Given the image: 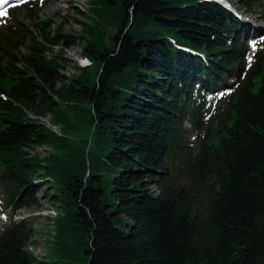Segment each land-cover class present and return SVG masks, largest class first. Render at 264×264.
Returning <instances> with one entry per match:
<instances>
[{
	"label": "trees",
	"instance_id": "16d2710c",
	"mask_svg": "<svg viewBox=\"0 0 264 264\" xmlns=\"http://www.w3.org/2000/svg\"><path fill=\"white\" fill-rule=\"evenodd\" d=\"M222 2L246 13L264 8L263 0H90L95 18L100 9L118 29L105 41L96 24L82 28L83 38L62 36L63 21L50 37L49 19L33 25L43 42L20 23L0 35L6 208L37 207L43 183L51 185L43 198L66 209L53 244L80 224L86 264H264V47L247 66V23ZM36 12L28 10L33 19ZM78 40L87 41L81 53L90 66L59 87V60L47 59V46ZM230 81L204 120L195 86L214 91ZM61 101L87 117L82 161L67 137L26 117H62ZM186 122L202 134L195 151ZM44 146L54 151L29 158L26 149ZM31 232L10 222L0 264H57L26 252Z\"/></svg>",
	"mask_w": 264,
	"mask_h": 264
},
{
	"label": "rangeland",
	"instance_id": "374dc122",
	"mask_svg": "<svg viewBox=\"0 0 264 264\" xmlns=\"http://www.w3.org/2000/svg\"><path fill=\"white\" fill-rule=\"evenodd\" d=\"M35 4L38 11L36 12L37 16L34 19L30 16L28 10L23 7L16 9L10 14L8 13L6 16H4L0 20V35H7L9 27L15 26L17 23H20L22 27L25 30L29 31L33 37H36L39 42H43V38L45 35L40 33L35 27H33V25L36 22L45 21L48 19L52 20V23H54L48 30L50 37L55 35V33L60 29L59 25L62 21L63 26L60 29V34L62 36L83 38L84 33L82 32V28H85L87 24H96V28L98 30L97 35L103 36L104 41L106 40V38H110L116 32H118V29L113 27V25L110 26L112 22H108V19L106 18V15L102 10H96V12L101 13V17L95 18V11L92 9L93 6H90V0H36ZM226 6L230 9V11H232L236 18H238L240 21H243L244 23L246 22L249 24V27L246 26L242 30L244 35L248 36L247 44L250 51L257 49L259 45L264 44L262 37L264 35V8L256 9L253 13H246L236 8L234 5L232 6L230 4H227ZM78 11H82L84 14L78 15ZM58 12H60V15L58 16L57 14V17L56 13ZM253 30L258 31V37L256 39H251ZM86 42L87 41L82 42V40H78L76 41V44L74 46H71L67 49L64 48L62 44L47 46V51L45 52L47 59L57 57L59 60L58 65L60 68L58 73L63 76L64 80L59 84V87L67 84V82L73 79V77H76L80 74L79 68H83L82 65L85 64V59L81 51ZM25 46L26 45L19 49V55L27 54ZM262 47L264 46L259 47L258 50ZM73 52H75L76 54L73 55ZM71 55H73L74 58H72ZM251 55L252 54H249L246 57L248 65L253 63ZM75 58L78 59V61H75ZM18 67L21 69L23 68L22 65H18ZM93 71L94 70L92 67L88 69L89 73H92ZM197 89L198 87L195 88V93H197ZM199 94L203 95V92H200ZM208 95L204 96V110L210 113L212 110L211 108L208 109V106L211 100L206 101V97H208ZM76 104H78V106H84L80 98L76 99ZM60 109L62 114H64L62 117H59L52 121L50 115H47L45 119L60 129L61 135L68 138L71 147L79 150V161H82L85 158V153L83 152L88 147L90 133V129L87 124V117L85 118V114L79 117L80 113L82 112L81 110L71 111L73 108H69L62 101L60 102ZM29 114H33L39 117L34 113L28 112L26 114L27 118H29ZM30 120L35 123H39L43 127L47 128L46 125H43L40 121H35L32 119ZM203 122L206 123L207 121ZM189 124H186L187 132L189 135V144L192 147L193 151H195L202 134L194 131L193 127L190 128ZM36 150L39 149H35V151ZM53 151V148L46 146L43 148V152L39 151V153H41V156H48ZM91 152L92 159L93 154H99V151H97L94 146H92ZM78 166L80 167V165ZM41 179L45 180L48 179V177L46 176L45 178ZM151 189L154 191L153 186L151 187ZM45 190H47L51 195L53 192V187L45 182L43 183V186L37 195V207L31 209H20L15 213V217L18 218L19 221L27 223V226L32 231L29 237V241L33 239L32 253L34 255L43 254L39 262H55L57 264H86L87 256L85 254V249L86 243L88 242V237L81 232L80 228H82V226L80 224L74 223V229L72 230L71 234L59 241L57 240L56 244H53L56 233L53 234L54 229L52 228V223L48 217H42L38 213L39 211L53 208L55 210H59L60 213L62 210L63 214V211L66 212V209L65 206H63L60 210L57 203H52L48 200V198H43L42 193ZM4 196V189L0 185V233L6 228V226L12 221V219H14V212L6 208ZM110 201V196H105L102 198L103 204H109ZM122 224V222H119L118 226H123ZM55 227V231H58L59 226H56L55 224ZM63 243L65 245L64 248L61 247ZM33 254L29 253V255L34 260L35 257Z\"/></svg>",
	"mask_w": 264,
	"mask_h": 264
},
{
	"label": "bare ground",
	"instance_id": "6f19581e",
	"mask_svg": "<svg viewBox=\"0 0 264 264\" xmlns=\"http://www.w3.org/2000/svg\"><path fill=\"white\" fill-rule=\"evenodd\" d=\"M17 1H15V2H17ZM61 1H67V0H61ZM72 54L75 55L76 53L73 52ZM73 55H71L72 58H74ZM74 60L75 61H78V59H76V58ZM28 117L30 119H32V120L40 121L43 125H46V127L49 128L52 132H54L56 134L59 133V129L56 126H53L45 118L37 117V116H35L33 114H29ZM43 148L44 147L30 149L28 151L29 157H34V156H39L40 158L41 157H44L45 155L41 156V153H39V151L40 152H43ZM35 149H39V150H36L35 151ZM38 214L40 216H42V217H48L50 219V221L52 223V228L54 229V232H53V234H54L55 233V219L60 215L59 210H55L53 208H51V209H45V210L39 211ZM52 241H53V239H52ZM32 242H33V239H31V241L28 242V245H27V248H26V251L28 253H31V254H33L32 253ZM42 256H43V254L42 255H34L36 261H39L42 258Z\"/></svg>",
	"mask_w": 264,
	"mask_h": 264
},
{
	"label": "snow or ice",
	"instance_id": "6c2138e0",
	"mask_svg": "<svg viewBox=\"0 0 264 264\" xmlns=\"http://www.w3.org/2000/svg\"><path fill=\"white\" fill-rule=\"evenodd\" d=\"M0 15H4V13H0Z\"/></svg>",
	"mask_w": 264,
	"mask_h": 264
}]
</instances>
